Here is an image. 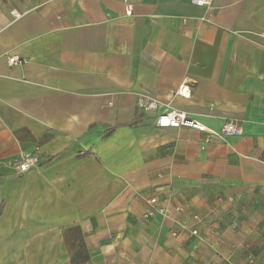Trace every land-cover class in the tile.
<instances>
[{"label": "crops", "instance_id": "1", "mask_svg": "<svg viewBox=\"0 0 264 264\" xmlns=\"http://www.w3.org/2000/svg\"><path fill=\"white\" fill-rule=\"evenodd\" d=\"M0 264H264V0H0Z\"/></svg>", "mask_w": 264, "mask_h": 264}, {"label": "built area", "instance_id": "2", "mask_svg": "<svg viewBox=\"0 0 264 264\" xmlns=\"http://www.w3.org/2000/svg\"><path fill=\"white\" fill-rule=\"evenodd\" d=\"M191 2L195 5H208L210 3V0H191ZM133 4L132 2L127 1L126 2V14L130 15L132 13ZM12 16L14 18H17L19 16L18 13L15 11L11 12ZM7 63L9 65L19 64L22 62L20 56L17 54L8 55L7 56ZM176 94H179L183 97H189V89L187 85L181 84L176 91L174 92ZM136 104L138 107L143 109L144 111H151L157 108L159 104V100L153 96L139 93L137 95ZM155 125L158 128H179V127H187L196 129L201 132L207 133V139L211 140L215 137H224V136H230V135H236L239 136L242 134V129L239 124H237L234 121L228 120L226 121L222 127L216 131L213 129L207 128L202 122L190 118L187 116L186 112L179 109L171 108L167 111L161 112L157 115L155 120ZM37 157L33 154H27L22 157V161L17 163L16 167L19 172H25L28 169L32 168L37 161ZM146 202V210L144 213L145 217L151 216L156 211V197L149 196L145 200ZM176 211H179V208L175 209ZM164 215H169L170 212L167 209L161 210ZM193 233H197L196 230H193ZM249 262L252 263L253 259H249Z\"/></svg>", "mask_w": 264, "mask_h": 264}]
</instances>
